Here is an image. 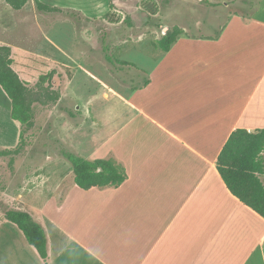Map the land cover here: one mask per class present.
Wrapping results in <instances>:
<instances>
[{
    "label": "crops",
    "instance_id": "0c3cea01",
    "mask_svg": "<svg viewBox=\"0 0 264 264\" xmlns=\"http://www.w3.org/2000/svg\"><path fill=\"white\" fill-rule=\"evenodd\" d=\"M40 1L87 17L105 10L102 0ZM180 29L171 49L152 52L142 67L147 86L111 94L126 117L104 138L109 125L102 121L97 131L92 155L114 160L126 181L90 190L74 182L62 204L48 200L46 214L22 209L45 229L48 257L11 223L19 232L0 225V264H264V218L229 191L217 170L233 132L264 129V0L255 10L227 12L217 27H192L211 33ZM5 33L0 46L11 48L22 81L29 86L43 69L56 76L50 55L14 45ZM20 130L0 87V147H17Z\"/></svg>",
    "mask_w": 264,
    "mask_h": 264
},
{
    "label": "rangeland",
    "instance_id": "374dc122",
    "mask_svg": "<svg viewBox=\"0 0 264 264\" xmlns=\"http://www.w3.org/2000/svg\"><path fill=\"white\" fill-rule=\"evenodd\" d=\"M102 1L103 15L87 17L74 10L40 12L34 2L22 11H15L5 0H0V31H5L14 45L46 57L50 55L56 61L52 70L56 76L42 83V87L53 88L60 96L53 102L45 95L34 103V126L25 131V143L18 152L0 155V225L4 232H19L5 217L8 209L41 211L43 208L46 214L49 199L56 197L62 204L66 192L74 185L71 164L62 151L86 159L98 158L93 153L102 121L109 125L100 135L104 138L126 117L127 108L117 99L110 102L111 94L127 96L133 87L143 84L148 77L142 67L151 63L152 52L161 51L155 44L166 30L185 27L192 30L189 35H205L211 32L202 29L195 32L192 27H217L227 12L255 10L259 2L219 0L215 3L219 6L225 3L228 7L223 9L208 5L210 0ZM47 40L54 41L57 47L53 49ZM105 47L115 60L135 66L120 68L109 64ZM67 60L69 66L63 67ZM41 73L34 76L30 88L36 89L40 77L49 74L46 69ZM3 150L0 147V152Z\"/></svg>",
    "mask_w": 264,
    "mask_h": 264
},
{
    "label": "trees",
    "instance_id": "16d2710c",
    "mask_svg": "<svg viewBox=\"0 0 264 264\" xmlns=\"http://www.w3.org/2000/svg\"><path fill=\"white\" fill-rule=\"evenodd\" d=\"M15 11L22 10L30 0H5ZM38 11L45 13H63L64 10L44 4L40 0H34ZM210 6L219 4L208 3ZM182 34L179 27L168 30L155 47L163 52H168ZM106 61L113 65L134 67L135 65L125 61L115 60L104 48ZM13 59L11 48L0 46V87L11 101V118L20 124L19 144L13 149H4L0 155L18 152L25 143L24 135L27 129L34 126L33 104L40 102L46 95L51 101L60 99L58 93L52 88H43L42 83L53 77L54 73L41 76L36 89L30 88L22 81L12 68ZM149 80H145L143 86H147ZM45 96V97H46ZM264 129L255 133L247 130H236L229 137L223 147L218 160L217 170L229 191L242 203L250 207L264 218ZM62 155L71 164L75 185L82 190L93 188L119 187L123 184L127 175L124 169L114 160L95 159L87 160L73 152L63 150ZM8 222L14 224L24 235L26 241L34 247L39 256L46 260L48 257V242L46 231L29 212L8 209L5 212Z\"/></svg>",
    "mask_w": 264,
    "mask_h": 264
},
{
    "label": "water",
    "instance_id": "95a60500",
    "mask_svg": "<svg viewBox=\"0 0 264 264\" xmlns=\"http://www.w3.org/2000/svg\"><path fill=\"white\" fill-rule=\"evenodd\" d=\"M168 30H166V32H167ZM166 32H165V34H166Z\"/></svg>",
    "mask_w": 264,
    "mask_h": 264
}]
</instances>
